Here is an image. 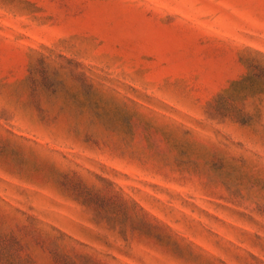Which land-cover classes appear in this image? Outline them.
Segmentation results:
<instances>
[{
  "label": "rangeland",
  "instance_id": "1",
  "mask_svg": "<svg viewBox=\"0 0 264 264\" xmlns=\"http://www.w3.org/2000/svg\"><path fill=\"white\" fill-rule=\"evenodd\" d=\"M0 264H264V0H0Z\"/></svg>",
  "mask_w": 264,
  "mask_h": 264
}]
</instances>
